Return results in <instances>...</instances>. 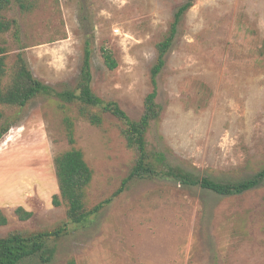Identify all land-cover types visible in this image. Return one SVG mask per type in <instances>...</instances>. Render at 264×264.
Wrapping results in <instances>:
<instances>
[{"label": "rangeland", "instance_id": "obj_1", "mask_svg": "<svg viewBox=\"0 0 264 264\" xmlns=\"http://www.w3.org/2000/svg\"><path fill=\"white\" fill-rule=\"evenodd\" d=\"M185 1L40 0L30 13L14 4L8 16L17 27L5 35L8 60L23 53L39 80L73 89L90 45L93 90L138 120L152 91L157 45ZM263 46L264 0H197L159 77L164 113L152 127L151 145L174 165L217 181L245 179L263 168ZM103 47L113 52L117 69L104 64ZM57 103L41 97L23 109L0 108L14 123L0 141V209L9 220L0 238L67 222L54 160L69 145ZM121 127L111 116L102 127L76 120V147L94 171L88 206L112 201L89 223L70 224L52 243L50 264L71 258L77 264H264V183L246 195L222 197L170 181L136 180L115 196L135 161ZM19 207L33 218L21 221Z\"/></svg>", "mask_w": 264, "mask_h": 264}, {"label": "trees", "instance_id": "obj_2", "mask_svg": "<svg viewBox=\"0 0 264 264\" xmlns=\"http://www.w3.org/2000/svg\"><path fill=\"white\" fill-rule=\"evenodd\" d=\"M40 0H0V108H26L34 100L47 97L57 99L62 110L63 129L69 148L55 157V169L60 189V198L67 205V222L52 230L14 231L0 238V264H27L38 258L41 264H50L55 258L58 242L68 231L70 224L85 225L99 215L112 199L97 206H88V191L94 180V171L85 159L83 151L76 147V120H85L90 125L102 127L108 116L122 123L121 133L127 147L135 154L130 176L123 182L115 196L122 193L130 182L136 180L170 181L181 187L200 188L222 197L246 195L260 188L264 183V167L254 175L241 180L217 181L210 177H201L174 165L167 153L151 145L149 136L152 127L159 124L164 107L158 102L159 77L166 67V58L170 53L185 15L194 7L197 0H186L175 12L166 37L157 45L156 63L151 69L152 91L144 102V112L138 120H133L119 103L107 101L93 90V51L90 45L84 50L81 75L76 86L58 90L54 86L39 80L33 73L25 55L19 53L14 62L8 60V48L5 35L17 27V21L8 16L11 7L17 4L23 13L32 12ZM102 58L109 70L118 68L113 52L103 47ZM264 55V46L260 51ZM72 111L77 117L71 115ZM3 121V122H2ZM0 141L13 128L14 123L6 120L5 111L0 112ZM59 196L54 204L60 205ZM15 214L21 221H29L34 214L23 207ZM9 220L0 209V227L7 226ZM64 264H77L74 258Z\"/></svg>", "mask_w": 264, "mask_h": 264}, {"label": "built area", "instance_id": "obj_3", "mask_svg": "<svg viewBox=\"0 0 264 264\" xmlns=\"http://www.w3.org/2000/svg\"><path fill=\"white\" fill-rule=\"evenodd\" d=\"M117 31V33H119V30H116Z\"/></svg>", "mask_w": 264, "mask_h": 264}]
</instances>
